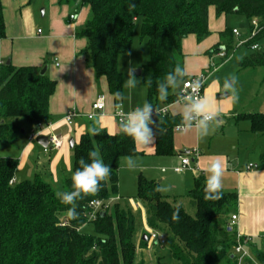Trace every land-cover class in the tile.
<instances>
[{
    "label": "trees",
    "instance_id": "trees-1",
    "mask_svg": "<svg viewBox=\"0 0 264 264\" xmlns=\"http://www.w3.org/2000/svg\"><path fill=\"white\" fill-rule=\"evenodd\" d=\"M78 12L89 8L88 17L77 31L87 41L85 49L97 77H105L116 105L124 95L123 73L119 58L131 49L135 24L141 21L142 37L148 39L150 61L141 70L147 100L154 106L176 100L179 89L189 76L186 74L176 89L169 90L167 100L158 98L157 86L176 65L184 68L183 41L194 35L198 42L210 34L209 8L217 16L239 14L247 17L251 29L257 20L259 32L245 44L264 38V0H60ZM233 30V29H232ZM225 29L221 37L233 31ZM3 5L0 0V38L5 37ZM224 44L231 51V39ZM242 68L264 67V51L258 49L239 61ZM150 80L151 83L146 81ZM56 82L32 66L16 67L7 61L0 65V143L13 141L20 122L32 130L39 123L52 122L49 101ZM251 130L264 132V113H248ZM155 154L175 153V127L178 115L154 119ZM27 134V133H26ZM73 171L83 158L88 161L91 150L98 152L111 172L100 183L95 194L77 202L78 220H70L66 206L60 204L53 182L40 174L33 179H17L19 159L0 156V264H134L136 254V222L130 210L112 201L117 198L119 168L125 156L138 154L131 138L111 133L91 123L87 131L75 139ZM48 177V176H47ZM71 176L62 180L63 191L70 190ZM16 182L10 183L12 179ZM205 182L195 181L187 198L194 207L191 214L180 199L164 195L155 180L138 177L137 198L142 205L146 225L166 238L168 248L179 264H236L234 246L236 229L230 226L236 192H224L218 199L205 198ZM104 201L107 208L89 219L90 202ZM66 221L65 226L61 221ZM91 224V233L82 228ZM148 239L140 237L143 247ZM253 256L264 264V246H253ZM249 264H254L249 262Z\"/></svg>",
    "mask_w": 264,
    "mask_h": 264
},
{
    "label": "crops",
    "instance_id": "crops-1",
    "mask_svg": "<svg viewBox=\"0 0 264 264\" xmlns=\"http://www.w3.org/2000/svg\"><path fill=\"white\" fill-rule=\"evenodd\" d=\"M1 2L6 35L0 38V61L10 60L16 67L32 66L38 71L46 66L45 74L56 82L55 91L49 101V111L54 129L62 135L64 143L59 149L43 150L45 154L55 152V155L47 160V164L45 163L46 166L44 164L43 166L47 169L48 177L56 180V168L62 159L67 162V170L71 171V174L73 172V160H71L73 151L68 143L69 138L77 139L81 133L87 131L91 123L111 133L119 128V124L113 117L116 100L109 92L106 78L97 77L95 74L85 52L86 39L77 34L78 29L84 25L88 17L89 8L84 6L75 12L73 6L62 3L60 0H1ZM41 6L44 9L42 14H39L38 9ZM72 14H75L73 21L70 19ZM212 17L213 22L210 20ZM209 21L211 34L206 39L198 42L194 35H190L183 41L184 70L189 77L210 69V55L214 51V46L220 44L223 38L221 33L228 29L226 17L217 16L214 9L209 11ZM224 47V44H221L217 50ZM207 83L204 96L210 102L211 111L216 116L221 115V117L215 116L213 120L216 119L218 123L223 124L225 118L231 119L237 127V130H233L234 137L225 140L226 133L222 131L223 139L210 141L209 136L212 137L216 131L212 120L209 122L207 133L209 136L203 138L195 129L188 132L177 131L179 138L175 131V153L170 155L169 159L165 160L167 156L158 159L162 163L167 161L174 163V172L192 176L186 186L188 188L191 185L189 191L194 187L197 179L202 178L205 182L206 168L211 161L218 159L222 166L221 190L236 192L238 196L236 210L232 213L238 214L239 217L235 229L242 234L254 237L253 244L250 246L252 252L253 246L257 248L264 246V132L252 131L249 119L245 115L264 113V110L248 111L245 108L240 110L234 107L232 100L222 104L215 98L219 92L218 88L213 86L214 83L208 86ZM100 94H103L106 100L104 114L89 120L84 114L93 111L92 104ZM225 97L219 95V98ZM134 107L136 106H131L125 111L128 112ZM182 107H174L172 113L179 116ZM73 110L78 116L67 123L64 117ZM27 128L24 130L28 134L32 131V127L28 125ZM144 146L136 144L138 154L157 155L155 154V138L150 145L145 146L146 150L141 148ZM195 148L199 149L198 157L192 153ZM33 149L35 148L32 142H28L24 147L23 159H19L18 166V170L23 173L18 174V180L32 177L28 171H25L24 163ZM182 155H189L191 162L183 171H176L175 168L182 164L180 159ZM252 163L253 167L248 169ZM120 169L121 165L119 172ZM71 174H66L65 177ZM189 191L185 197L162 193L168 197L184 200Z\"/></svg>",
    "mask_w": 264,
    "mask_h": 264
},
{
    "label": "rangeland",
    "instance_id": "rangeland-1",
    "mask_svg": "<svg viewBox=\"0 0 264 264\" xmlns=\"http://www.w3.org/2000/svg\"><path fill=\"white\" fill-rule=\"evenodd\" d=\"M43 9V6L38 9L39 14H42ZM213 9L214 7H210L209 11H213ZM223 17H226L227 28L230 31L236 28L240 35H230L228 32L227 37L222 38L220 44L214 46V51L210 55V69L207 70L208 72L211 71V75L209 77L210 80L208 81L207 86L210 83H214L213 86L219 90V92L215 95V98H217V100L222 104L225 101V103H227L232 100L234 107L239 108L240 110H244V108L248 111L264 110V67L242 68L239 65V61L252 52L251 47L245 44L251 37V26L249 20L247 17L236 13L223 15ZM210 20L213 22L214 18L212 17ZM229 39H231L230 44L233 48L229 51V53L233 55L229 60L224 61V59L222 60L217 56V49L221 44H228L230 41ZM241 42H244V44L240 45ZM258 43L261 50L264 51V38L258 40ZM149 61L150 48L148 39L146 37H142L141 21L139 20L136 22L133 30L130 51L119 58V68L123 73V80L125 81L128 78L129 68L135 67L136 71L149 63ZM134 76L140 81V84L138 85V88L128 89L124 83L125 91L123 100L121 101V108L123 110H127L131 106L141 105L143 102L148 101L146 97V88L142 84L141 76ZM231 77L236 78L234 92L231 89L224 88L225 80L230 79ZM223 93H228V96L225 98H219V95ZM217 116L221 117L219 114H217ZM223 121L224 122L222 124L218 123L216 119L213 120L212 123H214L216 128L215 134H213L212 137L208 134L206 135L209 136L210 141L223 139V135L221 133L222 131L226 133L225 140L234 137L233 130H237V127L234 126V123L231 122L232 120L228 117ZM20 124L22 125V129L17 132L13 141L0 143V156L13 157L20 160L23 159L22 155L24 153V147L28 143V140L27 135L23 134L21 131L23 129H28V124L23 120ZM176 136L179 138L178 132L176 133ZM32 144L35 149L29 153V156L24 163L25 171H28V174L32 176L28 179H33L36 175L40 174L43 178H47L46 180L53 182L52 184L56 191H63L62 180L65 176H67L66 174H71V171L67 170L68 165L66 160L62 159L60 164L57 166L55 175L56 180L50 179V177H47L48 172L47 169H45V163L49 158H52L55 155V152L52 151L49 154H45L43 151L44 148H42L36 141H33ZM141 148H145L146 150L145 146ZM72 156L71 160H73ZM188 156L189 155H182L180 156V159L182 160L184 157ZM163 157L165 156L140 153L125 156L121 159V169L119 172V199H114L112 202H117L122 208L130 210L135 218L137 228V248L134 264H179V262L174 259L168 248L156 245L152 240H149L148 245L145 247H143L140 242V235L141 237L145 234L149 235L151 229L146 225L144 209L136 197L138 192V177L143 175L147 179L155 180L159 183L160 189L163 193L176 195L178 197H185L191 186L189 185V187L186 188L188 182L192 179V176H188L187 173L184 174L174 172V163L170 161L162 163V161L158 159ZM167 157L165 160L171 158V156ZM129 159L134 162V165L131 168L127 165ZM43 164L45 166H43ZM22 173L23 172L18 170L17 176ZM180 200L186 205L188 212L193 214L194 207L191 205L190 199L186 198L184 200ZM235 208L236 207H234L233 210H235ZM82 230L83 232L91 233L93 227L91 224H88L84 226Z\"/></svg>",
    "mask_w": 264,
    "mask_h": 264
},
{
    "label": "clouds",
    "instance_id": "clouds-1",
    "mask_svg": "<svg viewBox=\"0 0 264 264\" xmlns=\"http://www.w3.org/2000/svg\"><path fill=\"white\" fill-rule=\"evenodd\" d=\"M135 67L128 69V78L124 81L128 89L138 88L140 81L133 75ZM186 72L180 65L169 71L163 82L157 86L158 98L161 101L167 100L170 89H176L183 81ZM151 83L150 80L146 81ZM236 78L231 77L224 82L225 89L235 91ZM202 83L199 79L191 82V93L186 95L183 100V107L179 113L180 127L182 132L195 129L201 138L207 135L209 122L215 117L211 111L208 98L199 94ZM158 115L156 107L149 101L143 102L132 110L124 113L119 124L121 134L129 137L135 144L150 145L154 141L153 127L155 121L153 117ZM172 115H176L173 113ZM43 143V142H42ZM45 144V143H44ZM78 167L71 174V186L68 191H57L55 193L60 204L66 206L65 214L70 220H78L77 202L87 195L95 194L100 183L110 175L111 167L104 163L98 152L91 150L88 153V161L83 158L78 161ZM129 168L133 167L134 162L129 159ZM205 198L218 199L221 195L222 187V166L217 159L211 161L205 170ZM95 203V202H93Z\"/></svg>",
    "mask_w": 264,
    "mask_h": 264
},
{
    "label": "built area",
    "instance_id": "built-area-1",
    "mask_svg": "<svg viewBox=\"0 0 264 264\" xmlns=\"http://www.w3.org/2000/svg\"><path fill=\"white\" fill-rule=\"evenodd\" d=\"M70 19L73 21L75 19V14H72L70 16ZM252 25H253V28L251 29V37L249 40L255 38L257 33L259 32V25H258L257 20H253ZM232 31L234 35L236 36L240 35L237 29L234 28ZM39 32H41V30H39ZM242 44H244V42L240 43V45ZM258 48H259V45L257 43H253L251 45V49L253 50L258 49ZM232 55L233 54L229 53V51H227L225 47L217 51V56L220 57V59L222 60L224 59V61L229 60L232 57ZM3 63H4L3 61H0V65H2ZM210 75H211V71L210 72L204 71L197 75L189 77L186 81L183 82L182 86L180 87L178 97L176 98L175 101L171 103H166V104L155 106L157 109L158 115L156 117H153V119H156L157 117L171 116L173 114L172 109L174 107L183 106L182 100L186 95L191 93V82L194 79H199L201 81L202 86L199 90V94L204 95L206 83ZM105 106H106L105 96L103 94H100L98 95L95 102L92 104L93 111L91 113L84 114V116L87 119L91 120L95 118L96 116L103 115ZM121 107H122V104L116 105V108L113 112V117L115 118L118 124H120L122 115L126 113V111L123 110ZM77 116L78 114L73 110V111L68 112V114L64 117V120L67 123H70ZM174 130L176 132L182 131L180 124H178ZM40 135L48 136L49 144H48V147H44L45 151H48L49 149H59L62 147L64 143V139L62 135L55 131L53 122L46 123V124L39 123L35 129H33L31 132L27 134V140L28 142L36 141V138ZM192 153L195 155V157H198L199 149L198 148L193 149ZM190 162H191V159L189 156L184 157L182 159L181 166L176 167L175 170L183 171L185 168L189 166ZM251 167H253V164H250L248 166V169H250ZM16 180H17L16 178L12 179L10 183H14L16 182ZM90 207H91V212L89 213V219H94L96 217V214L100 210L107 208L108 205H105L104 201L94 200L90 202ZM238 218H239L238 214H232L231 220H230L231 227L236 228ZM66 224H67L66 221L64 220L61 221L62 226H65ZM149 240H152L156 245H160V246H163L166 242V238L163 234L157 231H153V230L149 232ZM236 241L237 243L234 246V255L236 259V264H249V262L258 264L256 263L253 253L250 250V246L253 244L254 237L242 234L241 232L236 230Z\"/></svg>",
    "mask_w": 264,
    "mask_h": 264
},
{
    "label": "water",
    "instance_id": "water-1",
    "mask_svg": "<svg viewBox=\"0 0 264 264\" xmlns=\"http://www.w3.org/2000/svg\"><path fill=\"white\" fill-rule=\"evenodd\" d=\"M10 62H11V61L8 60V61H7V64H9ZM46 71H47V67L45 66V67L40 71V73H41L42 75H44V74L46 73ZM141 73H142V70H141V69H138V70L134 71L133 75L140 76ZM227 95H228V93H223V94H221V97H225V96H227ZM21 132H22L23 134H26V131H25L24 129H23ZM36 142H37L39 145L43 146V147H48V144H49L48 136H46V135H40V136H38V137L36 138ZM42 142H43V143H42ZM44 143H45V144H44ZM69 143H70V147L73 148V147H74V144H75V140H74V138H71V139L69 140ZM187 152H189V151H187ZM143 239H144V240H147V239H148V237H147L146 234L143 236Z\"/></svg>",
    "mask_w": 264,
    "mask_h": 264
}]
</instances>
